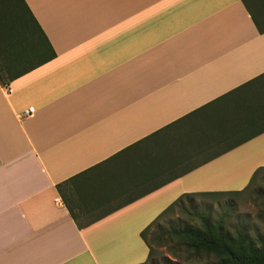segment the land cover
Segmentation results:
<instances>
[{"label":"crops","instance_id":"crops-1","mask_svg":"<svg viewBox=\"0 0 264 264\" xmlns=\"http://www.w3.org/2000/svg\"><path fill=\"white\" fill-rule=\"evenodd\" d=\"M24 1L36 22L0 8V264H141L179 197L264 167V0Z\"/></svg>","mask_w":264,"mask_h":264},{"label":"trees","instance_id":"trees-1","mask_svg":"<svg viewBox=\"0 0 264 264\" xmlns=\"http://www.w3.org/2000/svg\"><path fill=\"white\" fill-rule=\"evenodd\" d=\"M22 5L30 18L36 22L24 0ZM18 6V3L12 0H0V8L15 10ZM38 28L40 29L39 25ZM40 30L43 34L42 29ZM54 55L55 52L49 56L47 54V60ZM262 172L264 167L257 169L249 184L242 190L216 194H184L179 197L142 231L141 235L149 247V256L141 264H158L154 260L155 249L152 242L166 246L174 243L179 250V252L172 251V256L177 260L166 257L163 261L166 264L172 262L182 264L179 258L183 252L213 257L218 264H264V234H254L247 221H232L237 209V198L257 193V189L253 191L251 186L257 183L259 178L264 181V176L260 177ZM65 183L66 181L57 185L61 193ZM224 197H229L225 205L221 206L224 211L217 213L213 205L214 201H220ZM176 211H179L180 215L175 221L160 222L163 217ZM181 214L189 218L183 219ZM155 224L153 237L150 239L149 232Z\"/></svg>","mask_w":264,"mask_h":264},{"label":"rangeland","instance_id":"rangeland-1","mask_svg":"<svg viewBox=\"0 0 264 264\" xmlns=\"http://www.w3.org/2000/svg\"><path fill=\"white\" fill-rule=\"evenodd\" d=\"M260 175V177H263L264 172H262ZM260 179L261 178H259L257 183H254L251 186L253 191L257 189V193L247 194L237 198V209L234 216L232 217V221L234 222H236L237 220L247 221L249 223V227L253 229L254 234H264V181H261ZM228 199L229 197H224L220 201H214L213 205L217 213H222L224 211V208H221V206L223 204L225 205V202L228 201ZM179 215V211H176L170 215H166L165 217H163L160 222L175 221L179 217ZM181 215L183 219L189 218V216L187 215ZM155 227L156 224L149 232L150 239L153 237L152 233L154 232ZM152 246L155 249L154 260L158 264H166L163 263L166 257H169L172 260H177V258H174L172 256V251L179 252L174 243H171L170 246H166L163 244L159 245L155 242H152ZM170 247L173 249H171ZM179 260L182 264H218L216 259H214L213 257H207L206 255L196 256L188 252H183ZM170 264H176V262H172Z\"/></svg>","mask_w":264,"mask_h":264},{"label":"built area","instance_id":"built-area-1","mask_svg":"<svg viewBox=\"0 0 264 264\" xmlns=\"http://www.w3.org/2000/svg\"><path fill=\"white\" fill-rule=\"evenodd\" d=\"M33 111H34V108L31 107L25 112V114L30 115Z\"/></svg>","mask_w":264,"mask_h":264}]
</instances>
